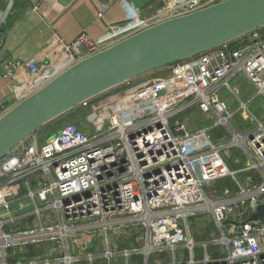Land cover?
I'll return each mask as SVG.
<instances>
[{"label":"built area","instance_id":"built-area-1","mask_svg":"<svg viewBox=\"0 0 264 264\" xmlns=\"http://www.w3.org/2000/svg\"><path fill=\"white\" fill-rule=\"evenodd\" d=\"M18 1L0 0V26ZM222 1L166 0L143 16L133 6L100 39L85 32L69 43L54 38L38 58L3 62L0 80L14 84L0 117L77 62ZM166 69L85 114L102 118L93 133L82 117L43 142L30 137L0 161V264H264V225L249 221L264 205V117L248 109L255 97L264 101V26ZM238 77L252 87L250 100L230 88ZM223 88L235 110L221 100ZM193 111L212 127L190 131L182 117ZM236 115L249 122L242 133L230 127ZM222 180L236 191L211 197ZM201 214L218 235L194 243L188 223Z\"/></svg>","mask_w":264,"mask_h":264},{"label":"water","instance_id":"water-1","mask_svg":"<svg viewBox=\"0 0 264 264\" xmlns=\"http://www.w3.org/2000/svg\"><path fill=\"white\" fill-rule=\"evenodd\" d=\"M263 26L264 0H224L151 26L77 62L0 117V161L83 104ZM249 221L264 225V205L255 208Z\"/></svg>","mask_w":264,"mask_h":264},{"label":"crops","instance_id":"crops-1","mask_svg":"<svg viewBox=\"0 0 264 264\" xmlns=\"http://www.w3.org/2000/svg\"><path fill=\"white\" fill-rule=\"evenodd\" d=\"M148 2L149 0L146 4L145 0H120L109 4V0H19L11 15L15 17L14 21L0 41V64L38 58L45 45L54 38L69 43L81 32H85L93 39H100L111 26L123 23L130 16L133 6L139 9L142 16L153 12L141 11L145 6H150ZM36 4L39 5V13L32 11ZM104 5H108L107 8ZM22 73L23 70H18L16 77L23 78ZM166 73V68L155 71L138 78L131 85L156 81ZM13 84L14 81L0 80V102L7 100L12 105L10 90ZM107 102L109 101L105 103ZM95 109L96 107L92 108ZM191 127L193 125L189 122V129ZM57 131H50L48 136Z\"/></svg>","mask_w":264,"mask_h":264},{"label":"rangeland","instance_id":"rangeland-1","mask_svg":"<svg viewBox=\"0 0 264 264\" xmlns=\"http://www.w3.org/2000/svg\"><path fill=\"white\" fill-rule=\"evenodd\" d=\"M166 0H149V7L145 6L143 9H141L142 12H146L147 10H157L161 8ZM147 0H145L146 4ZM147 7V8H146ZM154 9V10H153ZM230 88L237 90L238 95L242 101L250 100L254 97L253 89L250 87L244 79L241 77H238V80H233L229 82ZM220 98L222 101H224L228 106H230L232 109H236L238 106L237 100L234 98L232 93L228 90V88H223L220 91ZM110 99V98H109ZM108 98L103 101H108ZM93 106V105H92ZM92 108V107H90ZM249 111L257 116L258 118L264 117V101L260 97H255L252 102L248 105ZM92 109L87 111V113L91 112ZM86 113V114H87ZM82 114L74 112V114L68 115L66 117H62L59 120H57L56 123L53 125H49L48 127H45L40 132L36 134V137L39 138V141H43L46 139L50 131L54 132L56 129L60 130L63 126L68 124H75L79 117ZM88 119V120H87ZM102 118L99 116L90 117V115H84L81 123L83 124L82 127H84L87 131L93 133L102 123ZM182 119L187 120L193 125V128H190V131L198 130V129H207L208 127H212L213 122L206 120L204 115L198 113V112H191L188 115H185L182 117ZM249 122H243L242 118L239 115H236L233 120L230 122V127L239 132H244L246 128H248ZM226 130V129H225ZM212 134L215 135V133H220V135H223L222 129H212ZM232 158L237 157V152L232 151L231 152ZM247 176V175H246ZM243 176L242 178L246 177ZM225 190H228L230 192H235L236 187L230 180H222L214 184L210 190H208V193L211 197H221L223 195V192ZM14 213L17 212V209L14 208ZM189 233L190 237L193 240L194 243H202L207 242L212 238L217 237L218 230L215 228L210 216L208 214H201L196 217H193L189 223H188ZM125 242L121 241V244L119 245L120 248H125ZM198 254L200 253L199 249Z\"/></svg>","mask_w":264,"mask_h":264},{"label":"trees","instance_id":"trees-1","mask_svg":"<svg viewBox=\"0 0 264 264\" xmlns=\"http://www.w3.org/2000/svg\"><path fill=\"white\" fill-rule=\"evenodd\" d=\"M15 6H16V4H15ZM14 18L15 17H12V16H10L1 26H0V41L2 40V38H4V35H5V33H6V31H7V29L11 26V24L13 23V21H14ZM128 89V87H124V86H122V87H120V88H117V89H114V90H112L111 92H109L108 94H106V95H103V96H100V97H98V98H96V99H94L93 101H91L89 104H88V106L89 107H87V108H77V109H75V110H73L72 112H70L69 114H67V115H65L64 117H66V116H68V115H71L72 116V114H74V112H78V113H80V114H82L80 117H79V119L80 118H82L86 113H87V111H89L90 109H92V108H94L97 104H99L98 102H101V101H103V100H106L107 98L109 99V98H112V97H118L122 92H124V91H126ZM93 105V106H92ZM90 107H92V108H90ZM73 117V116H72ZM57 121H55V122H53V123H51V124H49V125H52V124H54V123H56ZM48 125V126H49Z\"/></svg>","mask_w":264,"mask_h":264}]
</instances>
